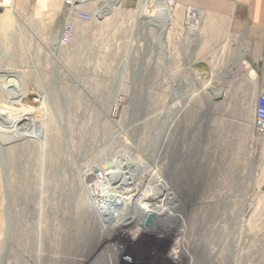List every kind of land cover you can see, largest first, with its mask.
<instances>
[{
    "label": "rangeland",
    "instance_id": "rangeland-1",
    "mask_svg": "<svg viewBox=\"0 0 264 264\" xmlns=\"http://www.w3.org/2000/svg\"><path fill=\"white\" fill-rule=\"evenodd\" d=\"M120 2L96 17L98 35L76 27L63 49L52 44L61 0L0 6V264H109L107 255L117 264H264V140L252 124L222 129L220 87L173 70L171 48L162 68L157 31L140 19L154 14L141 1L138 19L154 39L138 29L127 41ZM173 17L167 48L180 42ZM27 113L33 130L15 123ZM128 171L136 197L159 176L186 205L184 250L172 256L169 241L147 232L118 234L134 213L124 209ZM101 190L114 202L97 213Z\"/></svg>",
    "mask_w": 264,
    "mask_h": 264
},
{
    "label": "crops",
    "instance_id": "crops-1",
    "mask_svg": "<svg viewBox=\"0 0 264 264\" xmlns=\"http://www.w3.org/2000/svg\"><path fill=\"white\" fill-rule=\"evenodd\" d=\"M4 1L27 10L37 5L38 0H0V6ZM120 1L119 20L129 32L125 38H134L133 31L143 29V37L148 35L146 38L154 39L138 19L136 9L140 0ZM58 2L43 0V6L49 7ZM186 7L200 10L203 23L187 44L173 39V45L167 49L163 47L166 68L170 67L168 57L171 48L173 70L181 68L177 58L182 55L179 59L182 68L194 81L220 87L222 129L252 124L255 102L260 95H264V0H177L173 11L177 21L182 20ZM117 11L110 19L116 20ZM62 15L61 10L60 19H57L59 31L63 24ZM2 19L0 17V22ZM50 23L48 19V28ZM97 27H100V22L92 23V36L98 35L95 32ZM79 31L83 36L90 35L89 29ZM173 83L176 84V76Z\"/></svg>",
    "mask_w": 264,
    "mask_h": 264
},
{
    "label": "bare ground",
    "instance_id": "bare-ground-1",
    "mask_svg": "<svg viewBox=\"0 0 264 264\" xmlns=\"http://www.w3.org/2000/svg\"><path fill=\"white\" fill-rule=\"evenodd\" d=\"M87 1L90 3V5H94V4L96 5V7L93 6L94 7L93 10L96 13V17L99 19L105 18V16H106L105 12H108L110 10V5L119 4V2H120V0H87ZM156 1H159V0H156ZM161 2H162V0H161ZM148 5H149V0H141L140 9L144 10ZM36 7L37 8L44 7L43 6V0H38ZM164 10L165 11L163 12L164 13L163 18L166 20V23L162 27L159 26V21L157 18L159 13H158L157 7L154 9V11H155V13L153 12L154 16L147 17L144 15V13H141L140 19L143 20L144 24L147 23L148 25L153 27L155 29V31H157L158 38H159V36L161 38V46L166 47L165 49H167L166 38H167L168 31H169L170 27L172 26V23H173L172 21H174V18H173V15L171 14V12H173V11H171V9L168 8V9H164ZM108 14H109V12H108ZM202 23H203V21L200 23V25ZM200 25H199V27H200ZM180 27H181V25H180ZM180 31H181V28H180ZM52 42H53L52 43L53 45H56L55 44L56 43V35H55V37L52 38ZM215 96H217L219 98L220 90H217L215 92ZM23 111H25V110H23ZM29 117H30L29 113L22 114V115L19 114L18 116L14 117L15 123H18V124L24 125V126H28V127H30L31 130H33L36 128V122L33 119H31V121H29ZM109 168L110 167H106V169H108V170H109ZM108 170H106L104 172V176L101 179L96 178L94 175L95 179L98 181L97 182L98 184H102L106 179L109 178L108 172H107ZM132 177H133L132 171H128L127 177L125 178V182H124V185L127 187L125 200H127V197H131V201H130V204L125 202L124 209H126V211H127L128 207L130 205V207H132L134 209L133 210L134 213L131 217H126V219L123 220L122 224L120 223V224L115 226L117 231H119L118 234H124L127 236L131 235V237L138 235L139 233H145V232H147L149 235L155 234L154 237L159 238L161 240L163 238L164 240L169 241V243H170L169 253L172 256L176 255L177 252L179 253V251L182 250V248H183V247L181 248L180 240H181V234H182L183 226L186 223L185 216H183V213L185 212V209H186V205H183L182 203L176 201V200H178V196L174 192H172L171 190L169 191L168 187L163 183L162 178H160L159 176L151 177V179H150L151 184L149 185V187L146 186L150 190L149 193L145 192L140 197H138V196L136 197L135 193H132V190H131L132 188L130 189V187H129L130 184H132V182H131V179L133 180ZM103 196H105V197H103ZM108 196L110 198V201H109ZM97 198H98V200L101 199L99 202H97L98 206H96V208H95V211L97 213H99V207L100 208H103V207L107 208V206H109L111 204V201L114 202L113 196L107 194L106 190H101V192H99L98 195L95 194V196L93 197V199H94L93 204H94V201L96 203ZM179 208L181 209V211ZM150 212L155 214V220L154 221L152 220V216L149 214ZM179 213H182V214L179 215ZM168 217L171 220H173V223L167 222ZM138 220H141V225L143 224L142 225L143 229L139 228L138 223H137ZM160 221H162L161 226L159 225ZM158 229H161V231H159ZM109 241H110L109 239L105 241L106 246H108L110 244ZM109 246L112 248H116L115 245L110 244ZM183 250H184V248H183ZM99 256L103 257V253L99 254ZM107 256L110 258L109 264H117V262H115V260L113 262V260H112L113 258L110 255H107ZM104 261H105V258H104Z\"/></svg>",
    "mask_w": 264,
    "mask_h": 264
},
{
    "label": "built area",
    "instance_id": "built-area-1",
    "mask_svg": "<svg viewBox=\"0 0 264 264\" xmlns=\"http://www.w3.org/2000/svg\"><path fill=\"white\" fill-rule=\"evenodd\" d=\"M62 1V13H63V24L61 30L56 36V45L57 48H66L72 41L76 27H79L83 31H88L89 26L92 23L99 21L96 19V13L93 11L92 6L87 0H61ZM141 1V0H140ZM139 1V2H140ZM159 4V5H158ZM150 5V6H149ZM149 7L147 6V13L153 14L154 9L157 7L158 10V21L159 26L162 27L166 23V20L163 18L164 9H174L177 7V0H149ZM158 5V6H157ZM139 4L137 7V11ZM203 13L200 10H197L193 7H186L183 12V17L181 20V31L178 34V39L181 44H187L190 41L197 29L199 28L200 23L202 22ZM159 27V28H160ZM150 30V29H149ZM179 30V29H178ZM132 38L129 37L127 41H130ZM156 42L157 52L162 55L163 63H165L163 47L161 46V38L159 36ZM177 43V49L179 44ZM178 51V50H177ZM177 63L182 66L181 60L177 58ZM162 68H165V64L162 65ZM252 132L257 139L264 140V95H260L254 106L253 110V120H252ZM104 176V172H100L95 175L96 178L101 179ZM162 221L159 222L161 226ZM126 258V257H124ZM123 258V259H124Z\"/></svg>",
    "mask_w": 264,
    "mask_h": 264
}]
</instances>
